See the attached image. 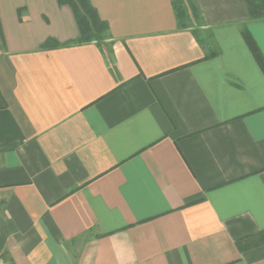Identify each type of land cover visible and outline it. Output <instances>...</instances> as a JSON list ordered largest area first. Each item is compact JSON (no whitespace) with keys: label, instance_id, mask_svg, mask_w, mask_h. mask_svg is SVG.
<instances>
[{"label":"crops","instance_id":"1","mask_svg":"<svg viewBox=\"0 0 264 264\" xmlns=\"http://www.w3.org/2000/svg\"><path fill=\"white\" fill-rule=\"evenodd\" d=\"M90 1L108 45H66L70 4L0 0L5 264H264V74L241 32L264 55V21L196 0L205 60L172 0Z\"/></svg>","mask_w":264,"mask_h":264},{"label":"trees","instance_id":"2","mask_svg":"<svg viewBox=\"0 0 264 264\" xmlns=\"http://www.w3.org/2000/svg\"><path fill=\"white\" fill-rule=\"evenodd\" d=\"M59 2L60 4H70L72 6L80 31L79 38L66 45L92 42L98 46L108 45V41L112 39L110 26L108 22L103 21L99 17L97 9L90 0H59ZM246 4L252 21H264V0H246ZM172 6L176 15L178 29L188 30L192 33L196 42L204 50V59L218 57L221 53L220 49L214 40L212 31L206 27L196 0H172ZM241 32L254 59L264 74V55L245 26L242 27ZM56 46H60V44L53 40H48L42 48L49 49ZM0 258L4 262L6 261L5 255H1Z\"/></svg>","mask_w":264,"mask_h":264},{"label":"built area","instance_id":"3","mask_svg":"<svg viewBox=\"0 0 264 264\" xmlns=\"http://www.w3.org/2000/svg\"><path fill=\"white\" fill-rule=\"evenodd\" d=\"M0 264H5L4 260L0 258Z\"/></svg>","mask_w":264,"mask_h":264}]
</instances>
